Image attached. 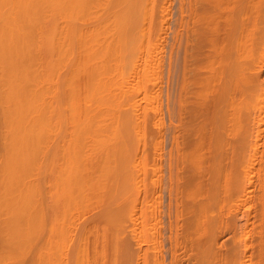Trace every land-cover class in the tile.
Returning a JSON list of instances; mask_svg holds the SVG:
<instances>
[{"label":"bare ground","instance_id":"1","mask_svg":"<svg viewBox=\"0 0 264 264\" xmlns=\"http://www.w3.org/2000/svg\"><path fill=\"white\" fill-rule=\"evenodd\" d=\"M181 8L182 64L171 74L168 110L176 120L167 191L171 264H245L253 217L262 233L256 254L264 255V195L242 224L237 208L224 220L205 209L242 191L239 206L253 190L264 116V2L183 0ZM150 9L151 0H0V223L4 234L12 225L17 234L39 218L42 264H74L85 256L92 264H128V258L149 264L148 248L160 235L152 225L161 215L164 128L160 64L142 58ZM142 99L154 101L150 185H144L145 168L136 169L140 162L130 164L128 146L113 144L127 140L131 126H141ZM64 128L72 131L66 138L71 143L82 130H114L108 138L114 146L92 144L100 151L85 152L84 142L78 152L65 145ZM44 136L57 138L51 149L46 138L48 150L41 151ZM206 160L210 167L202 168ZM184 163L192 170L185 171ZM31 191L39 194V207L28 206ZM90 204L94 212L87 211ZM224 233L235 240L223 250L217 240ZM127 239L139 250L133 260ZM154 251L150 264H159L160 251Z\"/></svg>","mask_w":264,"mask_h":264},{"label":"rangeland","instance_id":"2","mask_svg":"<svg viewBox=\"0 0 264 264\" xmlns=\"http://www.w3.org/2000/svg\"><path fill=\"white\" fill-rule=\"evenodd\" d=\"M184 1L186 2L187 0H184ZM262 1L264 2V0H262ZM182 2H183V0H151V9L149 12L150 16L148 15V20L145 23L148 39L146 38V47L144 50V54L142 55V58L146 57L147 58V59L145 58L146 60H148V61L150 60V62H152V63L154 62L156 64H158V63L160 64V66H159L160 69L159 70L157 69L158 73L156 74V75H158L157 76L158 78L157 77L156 78L159 80V87H160V91H161V108H162L163 125H164L163 143H162V151H163L162 186H163V192H162V197H161V215L158 216L159 222L157 224L155 222L154 224H156V225H154V224L152 225L155 228V231L158 230L160 232V235L157 236V238H156L158 240L155 239V241L153 242V244H155V245L153 248L151 247L152 249L148 248L147 244L143 245V247H142V249L148 248V250H150L148 252L150 255L147 253L149 255V257H148L149 258L148 259L149 264H150V256H152V252H153V254L155 253L154 249L156 250V255L158 254L157 250L160 251L159 255H157V256H161L160 260H158L159 262L162 260V262H160L161 264H171L172 257L175 253L174 243H172V238H170L171 234H170L169 229H168L169 228V222H168V217H167V205H168L167 191H168V187H169L168 163H169V159H170V151H171V146H172V135H174L173 130H174V132L176 131L174 129L175 128L174 124H176L174 122H176V120L175 121L173 120L174 121V122L172 121L173 123L171 122V120L169 119V116H168V110L170 109L169 97L171 96V94L173 92L171 74H172V72L174 73V71H175V73H179L180 68H181V64H182V54H183V46H184V27L180 26V22L182 20V18H181ZM222 9L224 10L223 7H222ZM177 34H178V40L176 41L175 36H177ZM145 53H147V54H145ZM256 54L258 55L259 53L256 52ZM156 75H154V76H156ZM151 78L152 79L155 78V77H153V74L151 75ZM263 79H264V72H263ZM146 90L148 91V93H151L152 91H154L151 83L150 84L147 83ZM141 101L142 102L140 105L143 107V111L141 113L143 122H142L141 126L137 129H136L135 125L131 126L128 130V139L127 140H126V138L120 139V141H118L117 143L113 142V144H115V145L117 144L120 148L122 147V145L128 146V149L130 151V156H129L130 157V159H129L130 164L131 165L135 164L136 160H137L136 163L140 162V164H139L140 166L139 167L137 166L136 169L145 168V171L147 174V179H145L146 181H144V185H150V182H151L150 179L153 177L152 166H153V162H154L155 136H156V128L154 127V124H153V122L155 120V113L153 110L154 101L152 103H149V104H147L148 102H145L143 99ZM175 109H176V107H175ZM175 109H173V111ZM175 113H176V110H175ZM175 113L173 112L172 115L174 114V116L176 117L177 113H176V115H175ZM262 114H264V113H262ZM174 116H173V119H175ZM173 125H174V127H173ZM258 129L261 130L262 135L260 136V139H259V143H260L259 144L260 147L258 148L260 150L258 153L259 155H257V158L255 157L256 159L254 160L256 164H254L255 169L253 170L254 171L253 188H252L253 190L251 192V195L249 194L251 197L249 199L243 201L239 206H237L236 204H237V202H239V200H238V199H240L239 197L240 196L243 197V192L241 191L237 195H234V197H233L234 199L230 200L229 202H226L227 204H220L219 206H216L218 204H216V205L214 204L215 206L213 205V207L208 205L209 209H207L208 206L205 209V210H210V208H213L210 211L212 212V210H215L214 211L215 214L219 213L220 218L222 220H224L226 218L224 215L228 213L230 208H233V209L237 208L238 213H239L240 218H241L240 223L242 224L244 222V215L248 212V208H251L252 214H254V212H256L257 203L259 202V201L257 202V200H259L258 198L259 197H261V199L264 198L263 196H261V195H264L263 194V192H264V185H263L264 184V116H263V120H262L261 124L258 126ZM93 130H95V131H93ZM70 131L71 130H69V128L68 129L64 128V130L62 129V133H64V135L62 136L63 140H64V138H65V140H66V138L68 139L67 135H69L72 132V131L71 132ZM82 131H85L88 135L86 134L85 136H83V134L85 132H82ZM82 131H80V133H82V135L78 136L81 138H79V139L76 138V140L73 141V143L70 142V139H69V141L66 140V141H68V144H66V141H64L65 145L69 146V144H70V146L68 148L71 147L78 152H84V151H81V149L84 148L87 144L88 145L85 147V149H82V150H86L85 152H90L94 148V147H92V144H93V146H97L95 148H97V149L102 148V150H103L104 146L106 147V145L110 149H112V146H114L112 144V141L108 139L114 134V132H115L114 130H113V132H112V130H109V129H90L89 131L87 129V131L86 130H82ZM90 131H91V134H90ZM62 133H61V135H62ZM65 133H68V134H66V136H65ZM139 133H141V135H139ZM48 137L50 140L47 141L46 138H48ZM53 137L54 136H47V137L44 136L43 137L44 139L42 138V140L39 144L41 151L51 149L52 146L54 147L55 144H52V143H55V142L54 141L50 142V141L54 140V138H57V137H54V138ZM62 137H60V138H62ZM180 137L182 139H185V140L187 139V138H183L181 135H180ZM180 137L178 139H181ZM60 138L58 137V141L56 140V142H59ZM45 139L48 143V144L45 143L46 145H48V149H46L47 146H46V148L44 147L45 146V144H44ZM181 140H178V141H181ZM185 140H184V143L188 142ZM187 140H189V139H187ZM49 142L51 144H49ZM80 143H82V144L84 143V145L85 144L86 145L84 147H81L83 145H80ZM184 143H182L181 145H183ZM90 144H91V146H89ZM49 145H51V147ZM205 145L208 146L207 139L205 140ZM186 146H188V145H186ZM90 147H91V150L89 149ZM185 147H184V150L186 151ZM190 147H187V149L188 148L190 149ZM176 148H177L176 143H174L173 148H172L173 160H175L177 158V157L175 158V156L177 155L176 154L177 153ZM88 149L90 151H88ZM97 149H95V150H97ZM138 149L139 150L142 149L143 151L138 152ZM95 150H92V151H95ZM97 151H100V150H97ZM180 152H182V149ZM207 153L208 152L206 151L205 154L207 155ZM235 160L234 161L237 163V159H235ZM206 161H208V162H205V161H204L205 163L202 162V166H201L202 168L208 167V165H209L208 163H210V162H209V160H206ZM229 161L231 162V160H229ZM185 162L189 163V161H187V160ZM184 164H186V163H184ZM184 164H183V166H184ZM190 164H191V162H190ZM224 164H226V161H224ZM203 165L205 167H203ZM176 166L174 163V171L176 170ZM186 166H187V164H186ZM188 166L184 167L183 169H185V171H187L186 168H188V170L190 171L189 168L191 167V170H192V168H193L192 165L190 167H188ZM209 167H210V165H209ZM238 171H239V167H238ZM191 172H189V173H191ZM31 178L33 179V177H31ZM33 184H34V182H33ZM204 189H206V187H204ZM35 194L37 195L38 193L33 192V194H32V191H31V193L29 192L28 206L33 204V207H39V201L37 202V199L40 197L37 196V198H36ZM156 200H153V201H154V203L157 204L158 200H157V202H155ZM260 202H261V200H260ZM149 203H151V200ZM153 204H152V206H153ZM156 204H154V206H153L154 208H156L155 207ZM91 210H92V212L95 211L94 209H92V206L90 204L89 210H87V211L91 212ZM90 212H87V213H90ZM208 213H209V211H208ZM206 214H207V211L205 213V216H206ZM211 214L213 215V213H211ZM209 215H207V217ZM1 218H2V215H1ZM258 218L259 217H257V219ZM39 220L40 219L38 218V221L36 220L33 223L29 222L27 227H25V229L23 230V232H17V234L13 232L14 225H12L10 228L11 231L7 235L4 234L5 232L2 230L1 223H0V229H1L0 230V264H42V258H41V253H40V249L42 248V245H41L42 240L40 238V236L42 235L41 234L42 224H40L41 222ZM251 220H252V224L249 226L250 227V242H251V247H250V251H249L250 256H249V259H247V260L246 259H243V260L241 259V260L242 261L246 260L245 262H243L245 264H262V263L264 264V255L260 256V257L257 256L256 253H258L259 251H257V249L255 248L256 246H254L256 244V242H255L256 240H257V242L260 239H261L260 241H262V238H261L262 236L260 237V235H262V233H260L258 231V229L255 228V226H258L257 224L260 221L257 222L255 217H253ZM131 226H132V224L130 223V221L127 222V228L126 229H130ZM258 227H260V225ZM24 232H27V233H24ZM129 237L130 236L128 235V239L131 238V237L130 238ZM126 238H127V236H126ZM128 239H127V241H128ZM234 240H235V238H234L232 233H228V234L224 233L218 237L217 241L220 245H222V249L224 250L225 246H226V248L228 245L231 246L232 243L234 242ZM129 241H130V244H129L130 246L128 245V250H129L128 254L131 255L130 259L133 260V258H135L136 255L139 253L138 252L139 250L137 249L138 247L135 246L136 245L135 240H129ZM260 241L258 243H260ZM258 243H257V247H258ZM151 245L152 244H150V246ZM259 245H260L259 247H261L262 243H260ZM230 246H228V247H230ZM255 249H256V252H255ZM148 250H146V251H148ZM255 254H256V256H255ZM133 255H134V257H133ZM82 258L85 259V262L84 263L82 262L83 264H87L89 260H90V264H92L91 259H93V258L90 257V259H89V256H87V259H86V256L82 257ZM82 258L80 259L81 261H82ZM125 258L126 257H124V259ZM151 258H154V257H151ZM73 259H75V258H73ZM124 259L122 258V260H124ZM78 260L79 259L77 258V260L75 261L76 263L74 261L72 263L78 264L80 261V260L79 261ZM122 260H121V262H122ZM127 260H129V258L126 259L125 261L129 262L128 264H131L132 262L134 263V261L136 259L134 261H131V262L127 261ZM81 261H80V263H81ZM239 263L241 264L240 261H238L236 264H239ZM217 264H219V263H217Z\"/></svg>","mask_w":264,"mask_h":264}]
</instances>
